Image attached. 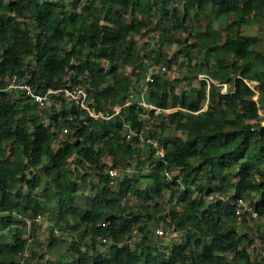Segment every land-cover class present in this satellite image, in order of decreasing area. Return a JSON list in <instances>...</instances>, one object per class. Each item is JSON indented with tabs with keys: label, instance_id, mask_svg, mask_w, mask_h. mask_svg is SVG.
Instances as JSON below:
<instances>
[{
	"label": "trees",
	"instance_id": "16d2710c",
	"mask_svg": "<svg viewBox=\"0 0 264 264\" xmlns=\"http://www.w3.org/2000/svg\"><path fill=\"white\" fill-rule=\"evenodd\" d=\"M198 14L232 19L225 33L208 21L193 43L176 39L178 32L192 36L189 23ZM153 20L163 25L162 38L158 53L145 54L133 38L151 33ZM262 20L264 0H0V227L11 238L0 242V264H31L35 254L21 259L28 250L24 236L33 238L37 224L27 229L24 220L48 214L41 197L55 204L47 252L65 249L63 234L77 236L72 262L46 264H264V248L258 256L250 253L246 228L252 227L238 222L232 206L243 198L264 218V54L255 49L258 37L247 32ZM166 44L180 45L193 70L198 62L212 64L206 76L226 84L228 92L212 84L207 91L199 82L176 93L174 81L154 74L147 101L179 110L158 116L160 125L145 140L159 143L157 129L167 127L185 135L161 143L162 158L152 145L145 144L144 153L131 145L135 137L126 140L123 123L133 131L141 125V109L134 106L95 122L62 101L59 111L55 104L44 111L45 123L28 99L3 91L11 75L36 94L60 89L68 77L86 86L91 106L100 111L122 103L149 68L169 63L162 53ZM246 82L255 83L256 101ZM63 128L69 132L58 138ZM135 159L136 169L126 174ZM109 167L121 175L116 191L107 183ZM91 179L96 186L90 208L83 209L77 196ZM36 182H43L38 192ZM212 184L232 193L216 194ZM158 227L182 239L165 245V236L153 235ZM136 234L140 240L133 248L124 244ZM87 238L84 250L80 241ZM100 239L110 242L107 254L95 247L103 244Z\"/></svg>",
	"mask_w": 264,
	"mask_h": 264
},
{
	"label": "rangeland",
	"instance_id": "374dc122",
	"mask_svg": "<svg viewBox=\"0 0 264 264\" xmlns=\"http://www.w3.org/2000/svg\"><path fill=\"white\" fill-rule=\"evenodd\" d=\"M63 3H71L72 0H58ZM129 18V15H127V19ZM232 18H227L224 17H215L210 14H198L192 18V20L189 23V27L191 28L192 36H188L186 34H183L181 32H178L175 34V38L181 40V42H186V43H193L194 42V35L196 33L202 32L205 30L207 22L210 21L215 29L220 30L221 32L225 33V27L227 26V23L230 22ZM152 22V21H151ZM153 23H151L150 30L152 31L151 33L142 31L141 34L135 35L133 38V41L136 43V46L138 50L143 51L145 54H156L158 53V48H159V43L158 40L162 38V30H163V25L161 24L160 27L156 26ZM247 32L250 35L258 37L260 40L259 43L255 45V49L262 54H264V20L252 24L251 27L247 29ZM181 46L180 45H164L162 48V53H165L168 55L167 61L169 62L168 64L165 65L166 71L163 72L162 74L166 79L170 81H174V85L176 87V93H181L182 91H187L189 92L190 89H196L199 86V76L201 75H206L205 70L206 69H211L212 64H207V63H202L198 62L197 65V70H193L192 67L188 64H186V59H184V55L181 53ZM172 56L177 57V61L173 62L172 61ZM194 63V62H193ZM192 63V65H193ZM181 64V65H180ZM125 75H130L131 69L130 68H124ZM148 73H154L155 75L158 74L156 68H149ZM161 74V75H162ZM251 84V83H250ZM138 85H135L137 87ZM15 98H21L19 94H14ZM258 96V95H257ZM256 96L253 95V99ZM51 104H48L45 109L37 110V113H39V117H41L45 123H47V119L45 118L44 111H49L51 108ZM61 108L60 104L56 106V109L59 111ZM206 109V105L203 107L202 110ZM174 113V112H173ZM172 113V114H173ZM259 115L261 117L262 124L264 125V110L259 111ZM161 119L158 117L154 121V125H160ZM166 124V122H165ZM155 127V126H154ZM157 135L156 137L160 142L158 143L156 140L155 141V146L159 150L162 149L161 143H165L167 141H170L176 137H181L185 138L184 134H181L179 131L175 130L173 127H167L164 131H161L157 129ZM61 134L59 135L58 138H62ZM107 166L110 165L109 160L104 161ZM148 163V162H147ZM71 168H73V165L71 164ZM144 172H147V169H142ZM176 173L174 172V175ZM32 177V176H31ZM231 179H236V176L233 174L231 176ZM149 183V182H145ZM25 184H21L18 189L19 191H26V188L24 186ZM38 185L37 190L34 192H38L39 186L43 185V182H36V186ZM96 186V180L91 179L89 180L88 184H85L84 192H80L79 195L77 196V202L78 204L83 208V209H88L90 208V202H91V197H92V190L93 187ZM211 188L215 190V193L219 195H222V193H229L231 194V191H219V186L218 184H212ZM113 191L117 190L116 188H112ZM33 192V193H34ZM36 196H39L37 193ZM41 202L48 208V214L41 216V222L37 224L36 229L33 232V238L32 237H25L24 238L28 241H30L28 245V250L26 251V256L29 257L31 253L35 254V257H32L31 264H46L48 261H56L58 258H61L62 260L72 262L76 255H75V240H77V236H72L73 233H67V235H62V238H66V243L65 249L54 252V253H49L47 252V244L49 242L50 238V231L55 230L54 228V220L53 218L55 217L54 212H55V204L49 202L48 198H40ZM135 203V202H134ZM18 219V218H17ZM261 225H256L255 227L253 226L251 229L246 228V232L250 235L252 239V245L249 247V251L253 256H258L261 253V249L264 248V224L261 222ZM164 235L161 237H164L165 239L163 240L165 242V245H167L171 239H182L181 235H172L168 232L165 233V230L163 229ZM32 231L28 230V234L31 235ZM80 235L82 234L81 231L79 230ZM9 231H7V228H2L0 227V242H5L6 240L11 241L10 236L8 235ZM59 236V235H58ZM135 236H138L137 234ZM33 239V241H32ZM81 244L84 246L83 249H87L90 245L89 239H83L80 241ZM95 247L102 253L107 254L109 252V247H110V242L106 244H99L97 243ZM30 258V257H29Z\"/></svg>",
	"mask_w": 264,
	"mask_h": 264
},
{
	"label": "built area",
	"instance_id": "2783aa9c",
	"mask_svg": "<svg viewBox=\"0 0 264 264\" xmlns=\"http://www.w3.org/2000/svg\"><path fill=\"white\" fill-rule=\"evenodd\" d=\"M157 72L162 74L166 71L165 66H158ZM199 80L201 82H205L207 85V91L210 85H214L215 87L220 88L221 94H226L228 92V87L226 84H218L213 81L206 75L199 76ZM154 82V73H147L144 81H142L137 87L132 86L125 93V99L122 103H118L115 105H107L103 110L97 111L95 108L91 106L92 101L89 100L86 86L82 85V83H72L70 78H66L63 86L58 90L49 89L44 94H36L32 91L31 87L24 81L18 79L16 75H11L5 83L3 91L9 92L11 94H19L22 95L23 98L28 99L33 105L36 106L38 110L45 109L46 106L50 103L58 106L62 101L70 104L74 108L79 111L84 112L85 116L90 117L93 121H108L113 119L116 116H119L122 110L128 109L131 106H134L136 111L141 109V112L138 114V122H140V128L137 131H133L129 128V125L124 123L125 128V138L127 141H131L132 137H135L137 141L131 143L132 146L136 148H142L144 153L148 152L146 145H152L153 153L156 157L162 158L164 155V148L161 150L156 148L154 139L145 140L144 135L149 131L154 130V121L161 115H171L173 112L178 111V108L174 109H160L153 105H151L147 101V94L150 84ZM251 83V84H250ZM247 86L254 92L256 96L254 101L257 100L258 93L254 91L255 83L246 82ZM207 93V92H206ZM56 99L59 101L55 103ZM151 113L153 117L151 116ZM264 126V125H263ZM69 129L63 128L61 135L64 136L68 134ZM146 144V145H145ZM136 165V160L131 162L130 165L126 166L125 173L132 174ZM106 175L108 177L109 186L113 187L116 185V179H118L121 175H119L118 171L113 168L106 169ZM168 177V175H167ZM169 178V177H168ZM232 206L234 208L235 216L238 219V222L246 221L249 227H255L256 225H261L262 222L264 224V218H260L258 214L255 212L254 207L245 199L238 198L232 202ZM42 217L37 215L31 218H25L24 223L27 229L31 227L33 223L39 224L41 222ZM153 235L162 236L164 235L163 229L158 227L153 229ZM30 237V236H26ZM140 240L137 236H132L125 240L124 244L132 248L136 243ZM31 241V240H30ZM30 241L27 240V244L29 245ZM102 242H106L105 239H102ZM264 257V252L262 253ZM27 258L26 252L22 254V261Z\"/></svg>",
	"mask_w": 264,
	"mask_h": 264
},
{
	"label": "clouds",
	"instance_id": "9594fccd",
	"mask_svg": "<svg viewBox=\"0 0 264 264\" xmlns=\"http://www.w3.org/2000/svg\"><path fill=\"white\" fill-rule=\"evenodd\" d=\"M135 86V85H134ZM9 93V92H8ZM13 96H14V94H12ZM253 100V99H252ZM254 101V100H253ZM36 107V106H35ZM37 109V108H36ZM38 110V109H37ZM39 114V113H38ZM125 128H124V123H123V133L125 134ZM136 160V163H137V159H135ZM111 165V164H110ZM109 165V166H110ZM109 168H111V167H109ZM107 169V168H106ZM134 169H136V167L134 168ZM105 175H106V170H105ZM106 177H107V175H106ZM107 180H108V177H107ZM108 183V182H107ZM111 189L114 187V188H116L117 186L115 185V186H113V187H111V186H109ZM129 195V194H128ZM41 216V215H40ZM135 236V235H134ZM154 236H156V235H154ZM163 236V235H162ZM137 237H139V236H137ZM158 237H161V236H158ZM140 238V237H139ZM101 240V242H102V239H100ZM106 240V242H102V243H104V244H106V243H109V241L107 240V239H105ZM134 247V246H133ZM132 247V248H133ZM26 252V251H25ZM24 252V253H25ZM22 259V258H21ZM26 260V259H25Z\"/></svg>",
	"mask_w": 264,
	"mask_h": 264
}]
</instances>
